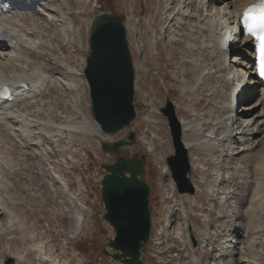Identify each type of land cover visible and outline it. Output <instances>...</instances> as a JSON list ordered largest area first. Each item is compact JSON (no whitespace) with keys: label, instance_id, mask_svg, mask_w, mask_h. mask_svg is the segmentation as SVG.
I'll return each mask as SVG.
<instances>
[{"label":"rangeland","instance_id":"obj_1","mask_svg":"<svg viewBox=\"0 0 264 264\" xmlns=\"http://www.w3.org/2000/svg\"><path fill=\"white\" fill-rule=\"evenodd\" d=\"M225 1L230 2V0H221V3ZM64 3L69 14V22L73 29L71 33L57 34L50 29L42 28L39 26L40 23L37 24V28L43 31V33L50 35L53 40V45H49V49L51 50V52H48L49 62L41 61L46 75L52 82L45 84V88H43L45 90L41 94V98L40 96H36L32 100L17 102L16 108L20 111L25 110V115L29 120L33 119L44 122V120L49 121V118H51L59 125L63 120L69 119V117L72 118L71 116L74 113V121L79 122L83 116L87 115L89 116L88 123H91L93 117L88 98V88L86 83H84L83 68L84 59L88 55V35L85 31L87 27L86 17L91 13L93 7L91 4L84 5L83 0H64ZM130 3L136 9L134 17L136 21H131V29L127 38L135 66L134 105L136 120L130 129H124L122 133L115 137H121L127 134L129 130H132L137 134L138 139H143L142 137L144 136V138L152 140L156 138L166 143L164 146L158 143L162 147L159 148L154 145L155 142L153 141L154 144H151L152 155L146 159L145 171L141 175V179L149 185L150 189L149 207L151 219L156 220L164 215L163 224L166 216L170 218L169 220L172 225L178 221L182 223L181 220L171 218L170 214L177 216L178 210L183 207L187 215H190V213L195 214L197 224H202V220L206 219L209 223V233H211L214 231L217 211L219 209L217 200L221 199L226 202V210L229 204L232 203L239 207V212L241 211L236 216L238 217L236 225L239 226V229L230 236L232 243L234 241L240 242L243 237L249 239L255 237L257 242L255 248H259V242L263 238L262 233L258 230L260 226L264 225V201L255 210L258 217L253 219L255 224L253 232L246 230L247 220L242 216V212L249 206L252 192H256V195H264V186L259 188L257 193L258 185L254 181L257 175V167L261 165L258 155L264 157L263 150L257 151L258 149H255L251 154L242 153L230 165L225 166L226 158L229 160L232 158V156L229 157V154L232 152L230 148L233 147H221L224 150L223 153L228 156L225 157V162L217 166V169L211 163L206 162L203 164V175L206 178V182L201 184L199 178L202 176V173L191 169V178L198 185L199 191L198 195L190 199V202H187L185 196H179L176 193L164 162V157L173 154L167 122L162 117V123L160 116L157 114V112L160 114L159 109L164 105L166 99L171 101L174 109L180 107L181 111H178L177 117L180 119L183 117V120H190L189 111L201 116L200 118L205 121L221 117L216 109V102L221 99V96H219L218 91H214L215 87L219 88V85H216V80L214 81L213 77H206L208 80L205 82L204 79L203 86L201 85L200 88H196V95L198 97L191 96L190 90L183 89V86L180 84V80H183L188 85H195L196 76H199V74L194 65L200 68L206 67L208 70L211 68L209 57L200 51L199 45L201 40L204 41L206 39V36L204 33H198L197 30L193 31L192 29L196 22V17L192 16L191 10L196 7L191 4L188 5L189 8L185 12L192 19L186 22L182 20L181 25L179 24L181 18L177 13L170 15L165 11L166 7H168L165 0H109L110 6L108 7L114 8L115 12L113 13L121 14L118 6L125 7ZM44 7L52 10L48 12L47 17ZM223 7L226 8V6H222L221 11H224ZM38 8L40 9V14L33 13V15H39V18L44 23L58 21L61 10L55 1L53 2L52 0ZM207 8L208 11H212L214 17L217 16L213 5L208 4ZM44 14L45 16H43ZM34 16L28 17L35 20ZM146 19L148 22L145 21ZM217 22L218 19H215V24ZM149 31L153 33V37L149 38ZM76 33L79 34L78 38L75 35ZM70 38L73 42L68 41ZM54 50L57 53L54 54ZM16 67L12 65L6 66L0 69V73L3 76L17 74L18 67ZM67 69L82 75V87L79 86L75 90L72 87H67L72 83L71 77L65 75ZM237 69V73L243 77V69L239 67ZM27 71L30 72L31 70L28 68ZM256 99L252 98L249 102L245 103V106L251 105V103L254 104ZM77 104H79L78 107ZM153 112L155 113L153 114ZM75 113L78 114L75 115ZM259 113L260 109L258 108L254 114L257 115ZM149 115L151 118H149ZM242 116L241 114V118ZM152 119H155L156 127L161 129L163 133L157 134L154 130L148 129L147 120ZM17 129L15 130L18 133L23 130L20 129L19 125ZM36 130L37 127L32 131L36 134ZM37 133H41L39 129ZM1 134L2 132L0 131V154L3 151L9 154L11 166L14 168L13 176L3 171V177L6 179L5 182L8 184V188L5 192L2 191L0 196L4 203L13 209L11 212L6 209L0 211V227L2 229L0 232L1 264H4V260L8 257H12L13 261L17 262L15 255L21 254L26 249V242L24 244L21 241L18 232L6 228L10 217L24 220L26 229L31 233H35L37 239L39 238L38 232H42V240H46L47 242V238L51 240V247L49 246V249H55L52 251L54 264H76L71 259L76 254L82 258L83 264H97L99 259L100 264H112L109 259L100 258L103 256L106 244L113 237L114 233L112 228L101 219L100 188L96 180L99 178L97 175L99 164L105 161L113 162L115 156L103 155L99 147L94 144L93 139L86 135H68L63 138V145L58 143L51 145L48 141L41 140L39 141L40 144L38 143L28 148H24L23 145L21 147L23 149L19 150L14 147L7 137ZM16 144L18 143L16 142ZM57 145L64 147L63 156L65 157V163L63 165H61L60 161H64V157H61V154L58 153L59 147ZM119 155L123 157L137 155L140 157L144 155V151L140 147V141L138 140L134 145L122 148ZM68 156H72L70 158L72 162L67 159ZM188 156L198 157L202 161H205L206 158L195 151L190 152ZM237 167H241V169L237 171ZM261 167L262 169L264 168V166ZM244 172L247 173V177L243 174ZM55 175L61 178L60 182L56 181ZM99 175H101V172ZM261 175H264V171H262ZM78 179L81 180V186L84 190H79L76 184ZM52 192H54L55 200L58 203H51L50 194ZM29 195L31 198H29ZM70 197L74 198L72 202L67 199ZM76 201L85 206H94L93 211L95 214L92 218L93 230L86 235L74 234V226H72L71 230L73 214H68V216L66 215L68 219L64 221L66 235L65 237L60 236L59 228L56 224V221L58 222L59 208L63 211L66 210V212H69L71 209L75 211L73 205L76 207ZM52 206L56 211L50 209ZM7 213L10 217L6 215ZM51 222L54 223V226L49 225ZM200 226L197 225V227ZM50 227L53 229H50ZM168 234L177 235V232L171 231ZM159 239L157 236V240ZM214 239L213 237L209 241H213ZM219 240L218 238L217 243H219ZM173 243L171 246L173 250L166 251L161 257L158 254L153 256L155 248L149 245L146 248V264L156 262L159 264H189L192 261L191 257L185 253H178L175 249V247L181 245L179 237ZM225 244L228 243L226 242ZM164 245L165 243L160 248H164ZM233 245H235L236 249L241 246L239 243H233ZM71 252H75L76 254H71ZM30 254V252L24 254L25 258L23 260L25 262L23 261L22 264H52L45 261L41 263L36 259V256L34 257L33 254ZM171 257V261H168Z\"/></svg>","mask_w":264,"mask_h":264},{"label":"bare ground","instance_id":"obj_2","mask_svg":"<svg viewBox=\"0 0 264 264\" xmlns=\"http://www.w3.org/2000/svg\"><path fill=\"white\" fill-rule=\"evenodd\" d=\"M51 1L52 0H46L45 4ZM54 1L58 3V6L61 11H60V15L58 16L59 17L58 21L52 22L51 24L44 23V21L39 18V15L34 16L35 20H32L27 15H22V14H14L13 16L10 17H4L0 15V52H1L0 69L11 65L17 66L19 68L18 69L16 67L18 73L11 76L9 75L3 76L0 73V85L1 84L7 85L13 79L15 81L24 84L20 86V88L22 89L16 92L14 102L8 105L7 107L0 108V131L5 137H7L10 140L11 143H13L14 147L19 150L23 149L21 148L23 147V145L24 148L26 147L28 148L30 146H34L38 144L39 141L41 140L42 141L46 140L51 145H56V143L63 145L64 142L63 138L68 135H72V136L86 135L91 139H93L95 144H97V141L94 137L98 136L99 134L98 127L93 121L91 123H88L89 116L87 115L82 117L81 120L83 121L80 120L78 122V121H74L73 118L74 113H73L71 116L72 118L69 117V119L63 120L59 125H57L55 121L52 120L51 118H49V121L44 120V122H39L33 119H31L33 120L31 121L25 115L26 114L24 112L25 110L20 111L18 110V108H16L17 102L19 103L25 100L26 101L32 100L33 97L36 96H40L41 98V94L45 90L43 89L45 88V84L46 83L50 84L52 82V80L46 75L44 66L41 63V61L42 62L45 61L46 63L49 62L48 52H51V50L49 49V45H53V40L51 39L50 35L43 33V31L37 28V24L41 22L39 26L43 28V25H45L49 27L51 31L58 34L60 32L66 31L68 27L71 29L70 32L73 31L71 27V23L69 22V14L67 12V8L64 3V0H53V2ZM165 1L169 2V0H165ZM172 1H173V7L168 8L165 11L170 15H175L177 13L178 16L181 18L179 24L182 22V20L186 22L192 19L191 16L186 15L187 13L185 11L186 9H188L186 8V6L191 4L196 7L192 11V16L196 17V22L194 23L192 29L193 31L197 30L198 33L205 34L206 39L204 41L201 40V42L199 43L200 51L209 57L210 66H211L210 70H208L206 67L200 68L199 66L194 65L196 67L195 69L198 70V74H199V76L198 75L196 76L195 85L194 84L188 85L183 80H180V84L183 86V89L190 90V94H192L191 96L194 95L195 97H198L196 95L197 92L196 88L197 87L200 88L201 85L203 86L204 79L206 82L208 80L206 79V77L208 78L210 76L213 77L214 81L216 80L215 81L216 85H219V88L215 87L214 91L215 92L218 91V93L220 94L219 96H221V99L216 102L217 105L216 109L219 115L221 116L220 118H211L212 121H210L209 119L205 121L204 119L200 118L201 116L191 113L190 111L189 112L186 111L190 114V120L188 121L183 120V117L182 119L177 117L181 130V141L187 152L190 154V152L195 151L200 155L206 157L205 161L200 160L198 157H190L191 168L193 170H197L202 173V176L199 178V181L202 184L206 182V178L203 175V168H204L203 164H205L206 162L211 163L217 169L218 165L225 162V157H227L228 155H225L223 153L224 150L221 147L230 148L231 146L236 145L233 148H230L232 152H230L229 157L232 156V158H230V160L226 158V162H228L227 165H230L232 161L236 160L235 158L242 153L251 154L252 152L255 151V149H258L257 151L263 150L262 153L264 152V93H261L260 95L259 91L255 87L251 86L253 82H249L248 84H245V81L243 83H240L241 81H239L240 85L242 86L241 90L239 91L240 95L246 92V88H247L249 89L248 92L250 91L251 94L253 92V95H257L258 98L254 101V104L251 103V105H247L243 107L241 105L242 101L240 96L236 97V102L239 104L237 108L238 111H240V113L243 115V118L239 120L240 125L235 130L229 131V133L227 131L222 133V136H226V137L230 136V133H233L235 134L233 138L226 141L225 143L219 139V136L221 134V133L219 134V130L226 129L227 123L232 119L231 113L233 112V108L231 103L234 100L233 97L235 93L230 90L229 83L227 80V74H232V73L231 71H228V65L226 63L225 57L218 43L215 41L217 34V28H216L217 24H215V19H218V21L220 20L218 16L219 13L221 12L220 10L222 6L228 7V9L231 10V12L233 13V12H237L238 10L241 11L252 0H230V2L225 1L226 3H221V0H172ZM208 4H215L213 8L215 9V13L217 14V16L214 17L211 11H208L206 9V6ZM44 9L47 12L46 14L47 17L48 12L52 10L46 7H44ZM5 10L7 11V9ZM11 10H13V13L14 11H17L12 8ZM1 14L8 15L7 12H3ZM132 15L128 17V20L129 21L132 20L133 22H135L136 20ZM43 16H45V14ZM261 22L264 23L263 18L261 19ZM53 24L54 25L57 24L59 26H54ZM151 32L149 31L150 34L149 38L154 36L153 33ZM75 35L77 36V38L79 37L78 33H76ZM230 39L231 37H229L228 40ZM234 47L230 48L229 51L230 54L236 53L235 55H233V59L230 62L231 63L237 62L236 64H233V66L235 65L238 67L243 66L246 70L248 64V58L246 54L249 51V45H247V43L242 45L236 44V47L235 48ZM239 50H241L242 53V57H241L243 58L242 62L238 60L239 56H241ZM53 53L55 54L57 52L54 50ZM28 68L31 70L30 72L27 71ZM261 69L262 72L264 73V58L261 61ZM65 75L71 77V82H72L71 85L67 87L69 88L72 87V89L75 90L79 86L80 87L83 86L82 75L80 73H75L72 70L67 69ZM245 75H249L248 79L251 77V75L248 74V72H246ZM13 88L15 89V87ZM79 104H77V107ZM258 108L260 109V113L256 115L254 114V112ZM178 111H181L180 107L179 108L177 107L175 109L176 115H178ZM154 113L155 112H153V114ZM76 114L78 113H75V115ZM28 116L34 117L32 115H28ZM18 125L20 126V129H23L22 130L23 132L22 131L19 133L16 132V130H18L17 129ZM35 127H37L36 134L34 133V131H32ZM38 129L41 133H37ZM16 133L18 134L16 135ZM16 142L18 144H16ZM61 146L59 147V145H57V147H59L58 153L61 154L62 157L64 152L63 151L64 147ZM68 158H72V156H68L67 159ZM63 159L64 161H60L61 165L65 163V157ZM258 160L261 163V165L257 167L256 170L257 175L255 176V180H254L255 183L258 185V188L256 190L257 193L259 191V188L264 186V182H262L264 180V175H261L262 171H264V168L262 169L261 167L264 166V157L258 155ZM57 165L59 164L57 163ZM240 169L241 167L236 168L237 171ZM3 171L8 172L9 175L11 176L14 175L13 172L14 168L11 166L10 156L9 154L5 153V151H3V153L0 154V194L2 193V191L5 192V190L8 188V184L5 182L6 179H4L3 177ZM243 174L245 175V177H247V173L244 172ZM54 178L56 180H61V178L58 177L57 175H55ZM77 181L79 182L80 180L78 179ZM193 185L197 190H199L198 185L194 181H193ZM79 188L81 189L80 184H79ZM53 193L54 192L50 194L51 203H58V201L55 200L56 197ZM29 198H31L30 195ZM62 200L64 201V199ZM263 201H264V195H259V194L256 195V192H252V194L250 195L249 206L242 212V216L245 217L247 220V224H246L247 231L253 232L255 228L253 219H256L258 217V215H256L255 213V210ZM187 202H190V200H187ZM225 203L226 202L224 200L221 199L217 200V204L219 208H221L219 210V214H217V217L218 219H220V221L217 223V226L214 227V231L217 232L216 228H218V230L220 231H223L225 235L228 236V241H227L228 244H225L226 240L222 241L218 245L217 251L228 253L229 256L232 258L231 260L235 264H260L262 262L264 263V250L262 248L260 250L254 249V238L248 239L246 237H243V239L239 242V244H241L239 249L234 248L233 250H231V248L233 247L232 246L233 243L236 242L232 243L230 236L233 233H236V231H238L239 229V226L236 225L238 218L236 216L241 211L238 212L237 206L233 204L232 207L229 206L230 213H227L228 212L227 210L225 211L223 210V208L225 207ZM77 206L78 209L74 206L75 211L71 209L69 210V212L68 211L66 212V210L63 211L59 208L58 222L56 221V224L59 228V233L63 237H65L66 235V231L64 228V221L68 219L67 217L68 214L69 215L76 214L73 223L74 234H76L87 223V219L85 218L88 217L87 208H85V206L79 202L77 203ZM10 207L11 206H9L8 204L6 205V203H4V201L0 196V211L6 209V210H10L11 212L13 208ZM8 213L6 215H9ZM170 217L174 218L175 215L170 214ZM191 218H193V214L190 213V215H187L184 212V208L181 207V209L178 210V219L181 220L182 223L178 222L177 224L173 223L172 225V223L169 220L170 218L166 216L164 220L163 228L165 229L167 234H165L164 231L157 229L155 231V235L158 236L160 239L162 238L169 239L168 233L172 231V228H174V226H176L178 230L177 235L179 237L181 245L179 247H175V249L177 250L178 253H185L191 257V255L193 254L191 253L190 249L186 244L185 233H184L185 228L191 226V231L196 234L197 241L200 246L202 243L206 241L208 235H210L209 233L207 234L206 227L208 226V224L205 219L202 220L201 226L197 227L195 223L190 221ZM53 224L54 223L52 222L49 223V225L54 226ZM6 228L8 230L17 231L21 241L24 244L26 242V249L21 254L15 255L18 263L22 264V262L24 261L23 259L25 258L24 254L30 252L31 254H33L34 257L36 256L37 257L36 259L39 260L40 262L44 263L45 261L46 263L51 262L52 264H54V260L52 259L53 249H49L48 242L46 240L41 239L43 234L42 232H38L39 238L37 239L36 238L37 235L35 233H31L29 230L26 229L24 220L22 219L19 220L16 217L13 218L10 217V219L7 221ZM197 229L199 230V232L197 231ZM261 230L264 232V227ZM1 231L2 229L0 227V232ZM72 258L74 259L76 264H83L82 260L77 255H73ZM192 261L198 263L199 259L193 258Z\"/></svg>","mask_w":264,"mask_h":264},{"label":"water","instance_id":"obj_3","mask_svg":"<svg viewBox=\"0 0 264 264\" xmlns=\"http://www.w3.org/2000/svg\"><path fill=\"white\" fill-rule=\"evenodd\" d=\"M89 50L83 74L91 112L102 133L115 134L135 118L134 68L121 17L106 11L104 5L91 22ZM160 112L167 121L174 151L165 158V164L177 194L192 196L188 154L169 99ZM134 142L131 132L127 141L101 145L102 153L116 155L112 164L101 166L105 171L101 181L104 219L114 231V238L107 245L114 253H104L121 264H142L140 252L148 243L151 231L149 186L140 179L144 157L119 155L120 148ZM4 264H13V260L8 258Z\"/></svg>","mask_w":264,"mask_h":264}]
</instances>
